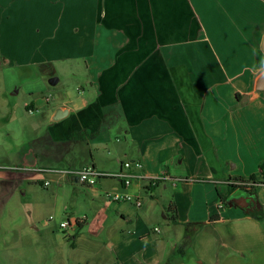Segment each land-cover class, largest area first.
Instances as JSON below:
<instances>
[{"label": "crops", "instance_id": "obj_1", "mask_svg": "<svg viewBox=\"0 0 264 264\" xmlns=\"http://www.w3.org/2000/svg\"><path fill=\"white\" fill-rule=\"evenodd\" d=\"M29 12L0 2V44L37 43L41 54L56 52L47 60L71 63L69 75L80 76L85 85L75 86L77 102L64 91L65 100L49 111L52 140L66 146L62 153L52 148L50 158L64 167L38 166L36 155L20 143V124L1 123L0 199L18 202L25 181L37 182L36 173L7 167L92 166L114 174L129 163L125 170L140 179L125 194L161 188L171 198L159 208L155 197L136 210L117 205L108 246L88 240L98 254L92 264H162L184 240L183 225L199 222L205 226L187 257L173 264H264V217L259 222L232 203L237 180L257 176L264 164V98L254 90L264 71V0H37L32 17ZM13 25L23 29L19 41L9 40ZM49 76L61 82L54 69ZM0 105L14 116L15 105ZM32 106L47 112L49 100L34 99ZM57 109L68 113L55 122ZM113 129L128 139L115 137V155L107 159L98 148L113 143ZM79 131L96 137L71 141ZM157 176L164 180L148 187ZM69 180L58 185L82 186L77 178ZM229 185L236 188L230 191ZM256 200L264 213V186ZM169 203L176 207L177 224L170 223ZM214 216L218 220L210 222ZM158 219L171 238L155 231ZM109 227L108 221L102 226ZM77 241L71 240L73 247Z\"/></svg>", "mask_w": 264, "mask_h": 264}, {"label": "rangeland", "instance_id": "obj_2", "mask_svg": "<svg viewBox=\"0 0 264 264\" xmlns=\"http://www.w3.org/2000/svg\"><path fill=\"white\" fill-rule=\"evenodd\" d=\"M0 2H3L9 10L13 7H27L30 12L26 15L30 17L37 10V0H0ZM14 23L13 19L9 22V24ZM9 28V40L19 41L20 36L17 33L23 32V29L14 25ZM26 30L28 33L29 29ZM46 49L43 48V51L47 52ZM54 55L58 54L55 52ZM54 55L38 52L37 43L0 44V56L5 57L7 61L0 57V103L5 101L15 105L16 108L14 116L6 107L0 108V125L8 123L13 127L14 123H19L22 128L21 136L19 134L20 143L25 144L26 153L33 154L32 158L36 155L35 163L40 167L58 168L64 167V164L53 156L50 158V152H53L52 148L58 146L62 153L66 146L62 143L56 145L57 142L52 140V134L49 132V127L52 125L49 111L54 108L56 102L65 100L62 95L64 91H69L68 97L77 102L81 94L75 86L85 81L80 76L77 78L69 75L71 63L47 60L55 57ZM49 67L62 77L61 82L55 86L48 84ZM39 98L49 100L47 112L46 109H33L32 102ZM9 119L13 122L9 123L11 121ZM110 135L113 143L108 144L106 148L101 145L98 148L107 159H112L115 155L113 146L115 137L123 140L125 136L123 132L114 129ZM125 138L128 139L126 136ZM44 151L46 153L43 156ZM68 161L70 162V159ZM76 161L81 162L79 159ZM84 161L88 160L84 159ZM25 174L30 175L29 172ZM32 177L37 182L28 179L25 181L20 201H13L11 196L0 199V264H92V259L98 254L89 247L88 240L96 241V244L102 245L103 248L108 246L109 233L115 227L112 226L113 220L119 218L116 206L127 204L134 210L139 209L132 203L113 202L104 198V192L125 194V188L117 179L100 180L101 189L96 194L84 186H73L66 181L59 186L62 180L59 176H43L37 172V175ZM45 178L51 180L48 187L43 186ZM136 183L135 180L132 182V184ZM241 194L242 191L238 189L234 198H240L238 196ZM134 197L141 199V206L147 205L153 200L152 197H155L156 206L159 208L166 207L171 192H164L161 188L151 191L141 189L140 194ZM50 217L52 220L49 219ZM75 220H84L81 230H76L77 227H74ZM107 221L110 227L105 231L102 226ZM157 221L156 229L161 231L160 234L163 237L167 236V239L171 238L172 233L169 235L162 221L160 219ZM61 222H70L71 227L61 229L59 227ZM69 236L79 238L75 247L68 240Z\"/></svg>", "mask_w": 264, "mask_h": 264}, {"label": "built area", "instance_id": "obj_3", "mask_svg": "<svg viewBox=\"0 0 264 264\" xmlns=\"http://www.w3.org/2000/svg\"><path fill=\"white\" fill-rule=\"evenodd\" d=\"M134 166L136 168H140L139 163H135ZM130 167L129 163H125L123 165L124 169L119 170L118 172L114 174H106L98 171L92 166H86L80 169H64V170H53V169H44V168H39V167H23V166H12V167H7L5 169L7 170H13V171H20V172H32V173H39V175H49V176H59L61 178H77L78 183L81 184L82 186L90 189L93 193H96L98 191V184L100 180L105 179V178H112V179H117L121 182L123 188H128L129 186L132 185V182L136 179H138V176H135L125 169H128ZM140 179V178H139ZM164 180L163 177L157 176L155 178L149 179L148 185L155 186L158 182H161ZM51 180L46 179L43 182L44 187H48L50 185ZM259 186V184H257ZM238 186H241L242 188H250L251 186H256L252 185L251 183H244V184H238ZM261 187L264 185H260ZM104 198L107 200H111L113 202H128L132 203L134 206L139 208L141 206V199L139 197H134L129 194H124V195H119L117 193H111V192H104L103 193ZM52 220V218H49ZM84 223V220H75L74 222V227H78V225H82ZM59 227L61 229H67L68 227H71L70 222H61ZM156 232H158L157 229H155Z\"/></svg>", "mask_w": 264, "mask_h": 264}, {"label": "trees", "instance_id": "obj_4", "mask_svg": "<svg viewBox=\"0 0 264 264\" xmlns=\"http://www.w3.org/2000/svg\"><path fill=\"white\" fill-rule=\"evenodd\" d=\"M238 98V95L236 96ZM107 117V113L104 110V114H103V120H105L104 118ZM96 137V132L92 133V134H88L85 133L83 134L82 131L79 132H73L70 136V140L71 141H83L85 139H92ZM160 182H158L157 184H159ZM238 184H244V183H251L252 185H256V186H251L250 188H242L241 186H237V188H239V190H247L248 192H250L252 194V196L255 197L256 199V192L258 190V188H260V185H264V164L259 166V174L257 176H250L248 179H243L240 178L237 180ZM156 184V185H157ZM259 184V186L257 185ZM155 185V186H156ZM148 187H151V185H148ZM153 187V186H152ZM230 191H233L236 187L233 185H229L228 186ZM222 203H226V199L225 197L219 195ZM256 204H257V200H256ZM167 213H169V220L170 223L172 224H177V213H176V207L173 203H169L168 207H167ZM246 213L252 217L253 219L262 222L263 223V217H264V213L262 210H260L258 204L257 207L253 210H247ZM218 220L217 216H214L210 219V222L216 221ZM81 225H78V227H80ZM184 235L185 238L182 241L181 245L179 246H175L174 249L172 250L171 254L166 258V260L162 263V264H173V262L175 261V259L178 258H185L187 257V253L188 250L192 244V241L195 237L196 234H198L203 227L205 226V223L203 222H199V223H188V224H184ZM72 239H74L73 237H68V240L71 241Z\"/></svg>", "mask_w": 264, "mask_h": 264}, {"label": "water", "instance_id": "obj_5", "mask_svg": "<svg viewBox=\"0 0 264 264\" xmlns=\"http://www.w3.org/2000/svg\"><path fill=\"white\" fill-rule=\"evenodd\" d=\"M58 82V79L56 77H52L48 80V84L50 86H55ZM254 90L257 95H260L264 98V71L256 78L255 84H254ZM67 110L66 109H57L54 112V115L52 117V121H60L67 115ZM78 182V180H76ZM233 205L243 209L245 211L250 210V206L256 205V199L254 196H248L245 195L243 197H240L238 199H235L233 201Z\"/></svg>", "mask_w": 264, "mask_h": 264}, {"label": "flooded vegetation", "instance_id": "obj_6", "mask_svg": "<svg viewBox=\"0 0 264 264\" xmlns=\"http://www.w3.org/2000/svg\"><path fill=\"white\" fill-rule=\"evenodd\" d=\"M241 191H242V194H241L240 196H238V197H243V196H245V195L252 196V194H251L250 192H248L247 190H241ZM235 199H237V198H234V199L232 200V203H233V201H234ZM256 207H257V204H256L255 206L251 205V206H250V210H253V209H255Z\"/></svg>", "mask_w": 264, "mask_h": 264}]
</instances>
